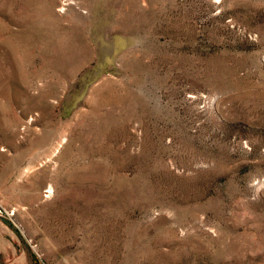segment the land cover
Segmentation results:
<instances>
[{
	"label": "rangeland",
	"instance_id": "rangeland-1",
	"mask_svg": "<svg viewBox=\"0 0 264 264\" xmlns=\"http://www.w3.org/2000/svg\"><path fill=\"white\" fill-rule=\"evenodd\" d=\"M0 264H264V0H0Z\"/></svg>",
	"mask_w": 264,
	"mask_h": 264
}]
</instances>
